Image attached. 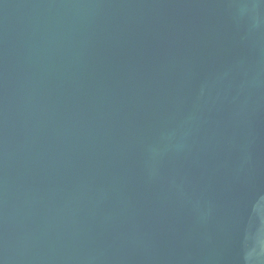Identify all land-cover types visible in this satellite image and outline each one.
I'll return each instance as SVG.
<instances>
[{
    "label": "water",
    "instance_id": "1",
    "mask_svg": "<svg viewBox=\"0 0 264 264\" xmlns=\"http://www.w3.org/2000/svg\"><path fill=\"white\" fill-rule=\"evenodd\" d=\"M264 234V0H0V264H244Z\"/></svg>",
    "mask_w": 264,
    "mask_h": 264
},
{
    "label": "clouds",
    "instance_id": "2",
    "mask_svg": "<svg viewBox=\"0 0 264 264\" xmlns=\"http://www.w3.org/2000/svg\"><path fill=\"white\" fill-rule=\"evenodd\" d=\"M256 247L259 250V254L254 259L245 256L244 264H264V234L258 236Z\"/></svg>",
    "mask_w": 264,
    "mask_h": 264
}]
</instances>
